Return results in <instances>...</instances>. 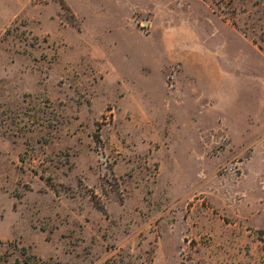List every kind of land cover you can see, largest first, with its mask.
<instances>
[{
    "label": "rangeland",
    "instance_id": "rangeland-1",
    "mask_svg": "<svg viewBox=\"0 0 264 264\" xmlns=\"http://www.w3.org/2000/svg\"><path fill=\"white\" fill-rule=\"evenodd\" d=\"M0 264H264V0H0Z\"/></svg>",
    "mask_w": 264,
    "mask_h": 264
},
{
    "label": "crops",
    "instance_id": "crops-1",
    "mask_svg": "<svg viewBox=\"0 0 264 264\" xmlns=\"http://www.w3.org/2000/svg\"><path fill=\"white\" fill-rule=\"evenodd\" d=\"M160 44H161V48L157 51L158 54L155 55V58H156V61H155V64H154V69L150 72L151 75L153 74L155 77V81L153 83V87L156 88V87H163V83H164V73H165V68L167 66V64L169 63L168 61V58L169 56L167 55V50L164 48L165 46V38L162 37L161 40H160ZM178 58L182 61L181 63V72L179 73L180 75L178 76V80H177V83L175 85V88H174V91L171 92L173 97H172V100L175 99V95L178 94V97H181V93H182V90L181 88L182 87V81L184 80V78H187L188 76V72L186 70V66H185V63L186 62H197L196 61V55H195V51H193L190 55H187V52L185 53H179V56ZM188 59V60H187ZM153 72V73H152ZM189 77V76H188ZM146 82V81H144ZM180 95V96H179ZM171 100L170 102V106L174 103L173 101Z\"/></svg>",
    "mask_w": 264,
    "mask_h": 264
}]
</instances>
